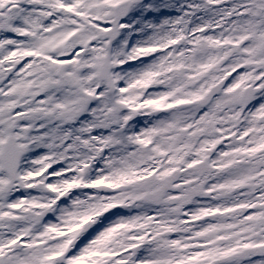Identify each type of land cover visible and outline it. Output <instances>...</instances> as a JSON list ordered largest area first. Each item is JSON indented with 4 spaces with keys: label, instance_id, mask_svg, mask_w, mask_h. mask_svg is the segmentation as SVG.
Here are the masks:
<instances>
[{
    "label": "snow or ice",
    "instance_id": "snow-or-ice-1",
    "mask_svg": "<svg viewBox=\"0 0 264 264\" xmlns=\"http://www.w3.org/2000/svg\"><path fill=\"white\" fill-rule=\"evenodd\" d=\"M0 264H264V0H0Z\"/></svg>",
    "mask_w": 264,
    "mask_h": 264
}]
</instances>
